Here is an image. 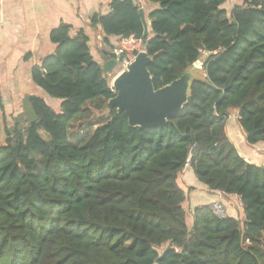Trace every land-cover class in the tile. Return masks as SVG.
Listing matches in <instances>:
<instances>
[{
    "label": "trees",
    "instance_id": "obj_1",
    "mask_svg": "<svg viewBox=\"0 0 264 264\" xmlns=\"http://www.w3.org/2000/svg\"><path fill=\"white\" fill-rule=\"evenodd\" d=\"M150 1L159 7L146 37L136 0H110L91 24L125 55L136 57L128 49L140 42L156 89L209 53L204 76L168 123L132 126L108 107L117 90L90 36L54 28L56 50L31 77L59 109L27 94L18 115L3 116L0 264H264V165L227 132L237 111L246 143L264 144V0L231 11L228 0ZM188 164L204 185L242 200L243 221L210 204L188 212L179 182Z\"/></svg>",
    "mask_w": 264,
    "mask_h": 264
},
{
    "label": "crops",
    "instance_id": "obj_2",
    "mask_svg": "<svg viewBox=\"0 0 264 264\" xmlns=\"http://www.w3.org/2000/svg\"><path fill=\"white\" fill-rule=\"evenodd\" d=\"M136 1L144 10L149 32L151 30L149 14L157 9L159 4L150 0ZM109 12L110 1L107 0H0V129L2 132H4V114L9 120L18 115L22 111V100L27 94L45 98L44 91L33 82L31 70L33 66L40 64L45 56L56 50L57 46L51 40V31L63 23L71 25V36L84 29L90 36L92 54L103 64L105 58L99 59L94 50L96 44L100 45L102 42L106 48H109L104 39L107 35L100 26L97 28L92 26L91 17L94 13L106 15ZM108 38L110 43L118 48L117 37L108 36ZM59 105L60 100H57L53 107L59 109ZM227 132L244 157L250 162L264 165L263 145H248L244 133L239 132L238 129H235L233 134L227 127ZM179 182L188 193L186 202L193 196L194 208L210 204L220 197L219 191L210 189L198 180L189 164L182 170ZM224 197L222 200L228 215L245 218L243 208L239 211L234 205L239 197L234 195Z\"/></svg>",
    "mask_w": 264,
    "mask_h": 264
},
{
    "label": "water",
    "instance_id": "obj_3",
    "mask_svg": "<svg viewBox=\"0 0 264 264\" xmlns=\"http://www.w3.org/2000/svg\"><path fill=\"white\" fill-rule=\"evenodd\" d=\"M140 11L143 20L146 21L144 10ZM147 34L146 24L145 37ZM104 39L109 48L103 49L105 61L102 65L104 72L110 73L119 66V57L116 45L110 43L108 36ZM150 62L151 57L147 51H140L128 68L117 75L113 83L117 94L109 101L108 107L124 110L132 126L149 127L168 123L188 101L193 80L203 77L194 72L198 63L196 62L182 77L156 89L148 68Z\"/></svg>",
    "mask_w": 264,
    "mask_h": 264
},
{
    "label": "rangeland",
    "instance_id": "obj_4",
    "mask_svg": "<svg viewBox=\"0 0 264 264\" xmlns=\"http://www.w3.org/2000/svg\"><path fill=\"white\" fill-rule=\"evenodd\" d=\"M236 3H238V0H228L225 4H224V7H226L229 11H231V9L233 8V6L236 4ZM100 42H102L101 40H100ZM103 43V42H102ZM96 44V46H95V50H94V52L96 53V55H97V57L99 58V59H103L104 57H103V49H105L106 48V46H105V44L103 43V44ZM134 49H137V50H139V51H142V50H144V48H143V46H142V44L140 43V42H138V45L136 46V48H133V47H129V51H132V50H134ZM131 57H133V58H135L133 55H131V54H129ZM208 55H209V53H204L203 55H202V57L200 58V60L198 61V63H196V66H195V68H194V72L196 73V74H198V75H200V76H204V74H205V71H204V63H205V61H206V59H207V57H208ZM126 69V67H124V65L122 64V63H119V66L115 69V70H113L112 72H110V73H107V75H108V77H109V81H110V84L113 86V83H114V80H115V78L117 77V75L118 74H120V72L121 71H123V70H125ZM44 95V97H45V100L50 104V105H52V106H55L56 105V101L58 100V99H55V98H53V97H51V96H49L48 94H46V93H44L43 94ZM97 114V113H96ZM237 111H233L232 112V114H231V116H230V119H229V121H228V128L231 130V132L233 133V134H235V129H238L239 130V132H241V129L239 128V125H238V122H237ZM75 125H76V127L79 125V122H76L75 123ZM75 127V128H76ZM236 137H237V135H235ZM239 137V136H238ZM6 143V135H5V132H2V130L0 129V145H3V144H5ZM260 145H263L264 146V144H261V143H259ZM193 189V188H192ZM225 198V197H224ZM192 202H193V196H191V197H189V200H188V202H185V207H186V209L188 210V212H191V211H193V209H194V206L192 205ZM234 205H235V207H236V209L237 210H239L240 211V209H241V207H240V203H239V200L237 199V200H235V202H234ZM191 218V217H190ZM189 218V219H190ZM243 219L244 218H242L241 220L243 221ZM191 220V219H190ZM191 225V224H190Z\"/></svg>",
    "mask_w": 264,
    "mask_h": 264
},
{
    "label": "built area",
    "instance_id": "obj_5",
    "mask_svg": "<svg viewBox=\"0 0 264 264\" xmlns=\"http://www.w3.org/2000/svg\"><path fill=\"white\" fill-rule=\"evenodd\" d=\"M110 1V0H107ZM117 55L119 57V63H122L126 69L128 68L129 64L133 61V57H131L129 54L125 55L124 51L120 48H116ZM220 192V197L215 199L210 203L211 209L214 212V214L220 218H224L228 216V212L226 209V205L222 198L227 195L224 192ZM240 207L244 208L242 200L239 198Z\"/></svg>",
    "mask_w": 264,
    "mask_h": 264
}]
</instances>
